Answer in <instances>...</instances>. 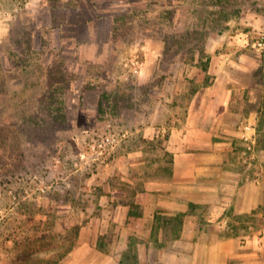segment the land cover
Returning <instances> with one entry per match:
<instances>
[{"label":"rangeland","instance_id":"374dc122","mask_svg":"<svg viewBox=\"0 0 264 264\" xmlns=\"http://www.w3.org/2000/svg\"><path fill=\"white\" fill-rule=\"evenodd\" d=\"M262 42L264 0H0V264H17L36 227L46 238L26 249L32 263L73 241L58 264H144L136 244L158 248L163 226L176 237L184 214L134 235L122 203L171 178L170 135L186 133L192 100L214 84L232 89L224 126L240 155L256 118L255 151L239 155L254 177L264 168Z\"/></svg>","mask_w":264,"mask_h":264},{"label":"crops","instance_id":"0c3cea01","mask_svg":"<svg viewBox=\"0 0 264 264\" xmlns=\"http://www.w3.org/2000/svg\"><path fill=\"white\" fill-rule=\"evenodd\" d=\"M231 90L229 85L214 84L207 97L200 91L192 100L186 133L173 132L168 140L171 178L146 182L134 197L140 216L128 217V206L121 204L127 225L138 223L133 234L146 237L152 233V221L170 222L184 214L176 237L166 238L168 229L163 226V243L158 248L147 241L136 244L144 264H264V168L256 169L254 177L248 174L255 171L248 169L250 164L240 163L238 133L224 126ZM252 115L248 121L257 138ZM191 205L195 208L190 211ZM240 216H253L254 221L240 225ZM240 226L249 230L239 228L238 232ZM153 251L158 254L152 259Z\"/></svg>","mask_w":264,"mask_h":264},{"label":"trees","instance_id":"16d2710c","mask_svg":"<svg viewBox=\"0 0 264 264\" xmlns=\"http://www.w3.org/2000/svg\"><path fill=\"white\" fill-rule=\"evenodd\" d=\"M204 69L206 70V68ZM122 204L128 206L129 208L128 217L140 216V212L134 210L138 208V205L134 202V200L132 202H126ZM37 232H39V228L38 227L33 228V230L31 231L32 235L24 239L25 244L23 245L21 243L19 244L18 241H15L14 245H16V247H19L20 245H22V248H23L22 252L19 253L15 258L17 261V264H36V262L38 263V261H35V259H33V263L31 262V257L33 255L31 253H28V251L26 250V249H30L31 247L33 248L37 242L46 238V236L45 237L38 236ZM72 246H73V241H70V246L65 251H63V253H60L56 255L54 258H52L51 261H47L48 262L47 264H58L62 260V258L66 256L72 250Z\"/></svg>","mask_w":264,"mask_h":264},{"label":"built area","instance_id":"2783aa9c","mask_svg":"<svg viewBox=\"0 0 264 264\" xmlns=\"http://www.w3.org/2000/svg\"><path fill=\"white\" fill-rule=\"evenodd\" d=\"M264 48V43H259V48ZM241 139L245 145V149L243 150L242 154L245 156L248 153H254L255 151V144H256V131L253 125H245Z\"/></svg>","mask_w":264,"mask_h":264}]
</instances>
